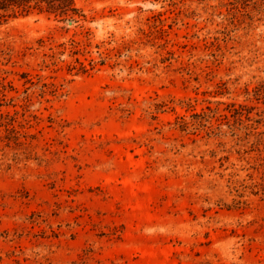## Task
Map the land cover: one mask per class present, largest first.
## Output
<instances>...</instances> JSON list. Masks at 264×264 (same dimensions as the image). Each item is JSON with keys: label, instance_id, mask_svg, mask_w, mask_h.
Wrapping results in <instances>:
<instances>
[{"label": "rangeland", "instance_id": "obj_1", "mask_svg": "<svg viewBox=\"0 0 264 264\" xmlns=\"http://www.w3.org/2000/svg\"><path fill=\"white\" fill-rule=\"evenodd\" d=\"M0 17V264H264V0H72Z\"/></svg>", "mask_w": 264, "mask_h": 264}, {"label": "trees", "instance_id": "obj_2", "mask_svg": "<svg viewBox=\"0 0 264 264\" xmlns=\"http://www.w3.org/2000/svg\"><path fill=\"white\" fill-rule=\"evenodd\" d=\"M72 6V0H0V17L36 10L39 13L53 14L62 20L74 10Z\"/></svg>", "mask_w": 264, "mask_h": 264}]
</instances>
